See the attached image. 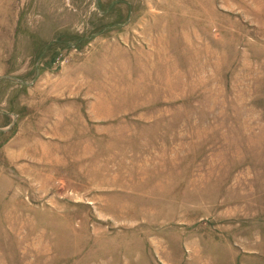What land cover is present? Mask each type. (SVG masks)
Returning a JSON list of instances; mask_svg holds the SVG:
<instances>
[{
  "label": "rangeland",
  "instance_id": "rangeland-1",
  "mask_svg": "<svg viewBox=\"0 0 264 264\" xmlns=\"http://www.w3.org/2000/svg\"><path fill=\"white\" fill-rule=\"evenodd\" d=\"M0 264H264V0H0Z\"/></svg>",
  "mask_w": 264,
  "mask_h": 264
}]
</instances>
